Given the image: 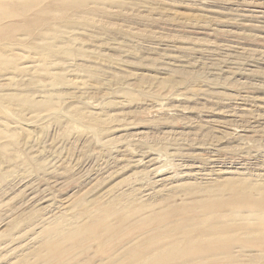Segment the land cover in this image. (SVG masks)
Instances as JSON below:
<instances>
[{
  "label": "rangeland",
  "instance_id": "rangeland-1",
  "mask_svg": "<svg viewBox=\"0 0 264 264\" xmlns=\"http://www.w3.org/2000/svg\"><path fill=\"white\" fill-rule=\"evenodd\" d=\"M80 1L0 33V264L81 201L264 172V0Z\"/></svg>",
  "mask_w": 264,
  "mask_h": 264
},
{
  "label": "bare ground",
  "instance_id": "bare-ground-1",
  "mask_svg": "<svg viewBox=\"0 0 264 264\" xmlns=\"http://www.w3.org/2000/svg\"><path fill=\"white\" fill-rule=\"evenodd\" d=\"M51 2L41 6L40 0H0V33L22 26L21 18L32 24L37 13L82 12L80 0ZM50 23L43 20L40 28H50ZM26 30L37 35L34 26ZM3 50L0 42V56ZM80 117L71 113L69 120ZM223 171H213L219 179L199 177L205 182L149 200L121 193L88 206L78 201L71 218L44 226L33 262L24 257L21 264H264V172L252 180L236 170L224 171L236 176L220 177Z\"/></svg>",
  "mask_w": 264,
  "mask_h": 264
}]
</instances>
